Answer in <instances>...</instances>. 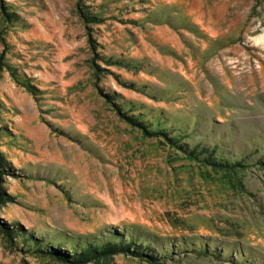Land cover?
Here are the masks:
<instances>
[{
  "label": "rangeland",
  "instance_id": "rangeland-1",
  "mask_svg": "<svg viewBox=\"0 0 264 264\" xmlns=\"http://www.w3.org/2000/svg\"><path fill=\"white\" fill-rule=\"evenodd\" d=\"M149 262L264 264V0H0V264Z\"/></svg>",
  "mask_w": 264,
  "mask_h": 264
},
{
  "label": "trees",
  "instance_id": "trees-1",
  "mask_svg": "<svg viewBox=\"0 0 264 264\" xmlns=\"http://www.w3.org/2000/svg\"><path fill=\"white\" fill-rule=\"evenodd\" d=\"M5 15H7V14H5ZM184 152H186L187 153V151H185V150H183ZM191 157L193 156L195 159H201V161L203 162V164H204V166H208V165H210V167H220V166H222V167H225L226 169H228L226 172H231L232 171V169H230L232 166H233V163H230V162H226V161H219V160H216L214 157H212L210 154H208V152L206 151V148L205 149H202V152L200 153V155H203L202 156V158H200L199 156H197V155H193L192 154V152H189L188 153ZM231 173H233V172H231ZM230 173V174H231ZM6 236L9 238V239H11L12 238V236H10L9 234H7L6 233ZM131 243V245H136V242L135 241H132V242H130ZM106 246H110L109 244H106V245H104L103 247H99V249H98V247H97V250H96V252H100V253H106L107 252V250L106 249H103L104 247H106ZM128 246H130V244L128 245ZM110 248V247H109ZM123 248V247H122ZM126 248H128V247H124L123 249V251H125V250H127ZM84 253H86V255H88L89 256V253H90V250H87V251H85ZM135 253V252H134ZM150 263V262H149ZM151 264V263H150Z\"/></svg>",
  "mask_w": 264,
  "mask_h": 264
}]
</instances>
